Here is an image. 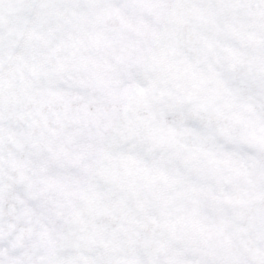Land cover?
<instances>
[{"label": "snow or ice", "instance_id": "6c2138e0", "mask_svg": "<svg viewBox=\"0 0 264 264\" xmlns=\"http://www.w3.org/2000/svg\"><path fill=\"white\" fill-rule=\"evenodd\" d=\"M0 264H264V0H0Z\"/></svg>", "mask_w": 264, "mask_h": 264}]
</instances>
